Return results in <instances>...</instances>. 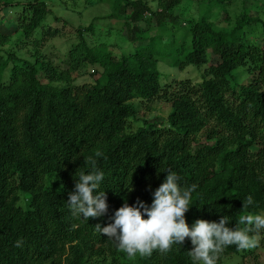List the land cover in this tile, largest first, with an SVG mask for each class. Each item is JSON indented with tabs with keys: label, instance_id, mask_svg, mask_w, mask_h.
I'll return each mask as SVG.
<instances>
[{
	"label": "trees",
	"instance_id": "trees-1",
	"mask_svg": "<svg viewBox=\"0 0 264 264\" xmlns=\"http://www.w3.org/2000/svg\"><path fill=\"white\" fill-rule=\"evenodd\" d=\"M58 1L71 12L84 4ZM97 1L108 15L87 26L54 16L62 28H53V1L0 0V13L16 6L17 14L11 34L0 28V264H192L190 239L167 253L129 256L95 230L125 202L150 206L168 171L182 188L197 186L189 227L227 216L235 229L248 196L247 211L264 214V11L252 13L260 0H196L186 17L183 0ZM96 20L120 22L121 43L97 40ZM63 30L70 36L54 60L44 43ZM160 63L204 67L203 80L162 87ZM87 67L92 81L78 85ZM153 101L170 107L166 118L146 113ZM89 156L104 173L98 191L108 212L85 220L67 201L76 173L91 171ZM250 235L258 247L229 246L217 264L256 258L264 229Z\"/></svg>",
	"mask_w": 264,
	"mask_h": 264
},
{
	"label": "clouds",
	"instance_id": "clouds-1",
	"mask_svg": "<svg viewBox=\"0 0 264 264\" xmlns=\"http://www.w3.org/2000/svg\"><path fill=\"white\" fill-rule=\"evenodd\" d=\"M96 163L91 156L85 158V164L91 166V171L88 174L84 171L76 173L75 191L69 194L67 201L72 214L85 220L103 217L108 212L106 193L98 191L104 173L97 169ZM179 179L175 172L168 171L154 191L150 206L139 199L132 206L125 202L115 211L113 222L106 227L97 224L96 232L114 240L118 248L129 256L137 252L150 255L153 250L167 253L173 245L182 246L186 239H190L192 249L188 255L192 264H217L219 254L229 246L234 245L237 250L258 247V236L250 233L264 229V214L247 211L254 203L251 196L243 201L244 211L239 215L235 229L225 226L229 223L227 216L219 223L200 219L189 227L185 214L191 208L189 204L197 186L182 188ZM20 243L18 241L16 246L19 247Z\"/></svg>",
	"mask_w": 264,
	"mask_h": 264
},
{
	"label": "rangeland",
	"instance_id": "rangeland-1",
	"mask_svg": "<svg viewBox=\"0 0 264 264\" xmlns=\"http://www.w3.org/2000/svg\"><path fill=\"white\" fill-rule=\"evenodd\" d=\"M13 1V0H12ZM26 2L27 0H14ZM53 1V3L50 4V11L52 14L49 15L48 18V24H50L53 28L54 27H60L62 28V24L59 22H56L54 20V16L57 17V19L66 21L70 24H73L75 26L83 25L87 26L89 22H91V18L93 17H101L102 15H108L107 12H109V6L106 3H103L102 1L99 2L97 0H90L88 1L89 4H86L87 0H84L80 4L82 8H78L77 11L71 12L67 7H65L64 4L59 2L58 0H48ZM184 5L182 8V16H190L192 14V11L197 10V4L196 0H183ZM264 0H260L259 6H257V9L252 8V13H257L258 11H264ZM70 8V2L68 1V5ZM238 5L233 6V9H237ZM16 8V6L5 8L2 13H0V28H3V32H7V34H11L15 28L16 24L12 22L11 20H14L16 17V12L13 11V9ZM11 11V12H10ZM10 12V13H9ZM3 22H2V21ZM2 24V25H1ZM97 33H99V37L97 40H100V42L109 43V44H119L121 43V40L124 38V32L121 30V23L116 22V24L111 21L110 23H105L102 21H94ZM144 26V25H143ZM71 30L64 31L63 35L61 37L46 41L44 43V49L47 54V56L54 60L60 59L61 54L64 51V45L63 41L67 40V37L70 36ZM181 32H177L175 34V38H179ZM12 37V36H11ZM29 43H26V46ZM6 46V45H5ZM9 45H7L5 48H8ZM28 48V47H27ZM9 49V48H8ZM5 49V50H8ZM113 51H118L117 48L113 46ZM0 55H4L3 52H0ZM92 70L94 68L87 67L86 70L82 73L76 74V80L78 85L82 84H88L92 81L90 74L92 73ZM158 70L160 73V85L162 87L167 85H175L180 81L189 80L193 85H198L203 80V73H204V67L203 68H195L191 66H186L184 69H181L179 67L172 68L168 64L160 63L158 66ZM247 79H244V81ZM176 86V85H175ZM170 111V107L162 103L160 101H153L152 103V109L150 111H147L146 113L153 116H160L163 118H166L168 116V113ZM257 256L256 258L247 256L246 258L242 259L238 256H233L228 259H226L222 264H264V250L258 249L256 250ZM255 254V253H254Z\"/></svg>",
	"mask_w": 264,
	"mask_h": 264
}]
</instances>
